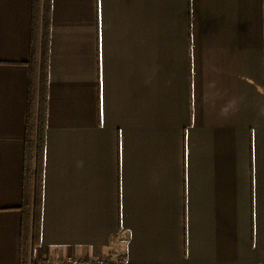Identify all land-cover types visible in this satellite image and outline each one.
Wrapping results in <instances>:
<instances>
[{"label":"crops","instance_id":"crops-1","mask_svg":"<svg viewBox=\"0 0 264 264\" xmlns=\"http://www.w3.org/2000/svg\"><path fill=\"white\" fill-rule=\"evenodd\" d=\"M36 4L0 0V264L22 261ZM50 25L33 258L264 264V0H50Z\"/></svg>","mask_w":264,"mask_h":264},{"label":"trees","instance_id":"trees-1","mask_svg":"<svg viewBox=\"0 0 264 264\" xmlns=\"http://www.w3.org/2000/svg\"><path fill=\"white\" fill-rule=\"evenodd\" d=\"M50 28V0H46L43 6L42 0H37L33 16L29 61L31 77L25 133L24 187L21 205L23 215L21 264H34L31 260L34 249L41 245Z\"/></svg>","mask_w":264,"mask_h":264},{"label":"built area","instance_id":"built-area-1","mask_svg":"<svg viewBox=\"0 0 264 264\" xmlns=\"http://www.w3.org/2000/svg\"><path fill=\"white\" fill-rule=\"evenodd\" d=\"M31 260L34 264H104L99 261L81 260L75 257L61 258L53 261L51 259H44L42 257L33 258L32 256Z\"/></svg>","mask_w":264,"mask_h":264},{"label":"rangeland","instance_id":"rangeland-1","mask_svg":"<svg viewBox=\"0 0 264 264\" xmlns=\"http://www.w3.org/2000/svg\"><path fill=\"white\" fill-rule=\"evenodd\" d=\"M99 262H102V263H104V264H108V263H106V262H104V261H101V260H100Z\"/></svg>","mask_w":264,"mask_h":264}]
</instances>
